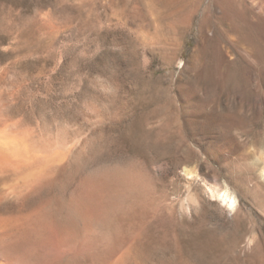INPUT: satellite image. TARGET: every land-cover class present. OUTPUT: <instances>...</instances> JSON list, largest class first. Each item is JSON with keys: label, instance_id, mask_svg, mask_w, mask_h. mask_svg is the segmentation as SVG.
Masks as SVG:
<instances>
[{"label": "rangeland", "instance_id": "rangeland-1", "mask_svg": "<svg viewBox=\"0 0 264 264\" xmlns=\"http://www.w3.org/2000/svg\"><path fill=\"white\" fill-rule=\"evenodd\" d=\"M0 137V253L264 264V0H0Z\"/></svg>", "mask_w": 264, "mask_h": 264}, {"label": "bare ground", "instance_id": "bare-ground-1", "mask_svg": "<svg viewBox=\"0 0 264 264\" xmlns=\"http://www.w3.org/2000/svg\"><path fill=\"white\" fill-rule=\"evenodd\" d=\"M15 140L16 139H14V141H13V140L8 139V138L0 137V162H2L4 164H14V165H16L17 167H19L21 169L23 167L28 168L29 165L28 166L26 165L27 161L25 160V157H24L25 148L23 150L21 145L18 144L17 142H15ZM217 190L218 189H216V190L212 189V196L219 198V200H221V202H223L224 205H226V207L228 209L234 210L236 208V204H237L236 197H234L232 194H230V192L228 190H225V191L222 190L220 192H219V190L218 191ZM38 237H40V235L37 233V235L34 236V239H35L34 242L41 240V239H38ZM40 238H42V237H40ZM43 238H44L45 241L49 239L47 237H46L47 239L45 237H43ZM4 241H6V240H4ZM24 242H26V240ZM44 246L46 247V245H44ZM48 246H50V244ZM46 249H47V247H46ZM49 252H51V251H47V252L45 251L44 253H49ZM21 253L19 254V253H16L14 251L6 250V249L1 250V253H0V264H41V262H39L38 259L36 258V255H34L33 253H24L23 255H21ZM40 254L42 256V253H40ZM43 256H45V255H43ZM51 257L52 256L50 255L49 259ZM45 260L48 261V258L45 259ZM51 260L52 259H50L48 264L49 263L51 264ZM43 264H47V263L44 262Z\"/></svg>", "mask_w": 264, "mask_h": 264}]
</instances>
